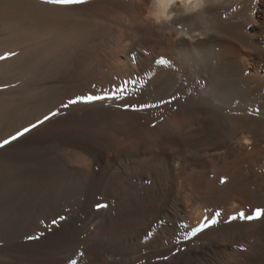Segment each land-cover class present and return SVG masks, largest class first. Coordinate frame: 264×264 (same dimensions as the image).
<instances>
[{"label":"bare ground","instance_id":"1","mask_svg":"<svg viewBox=\"0 0 264 264\" xmlns=\"http://www.w3.org/2000/svg\"><path fill=\"white\" fill-rule=\"evenodd\" d=\"M192 2L0 0V264H264V0Z\"/></svg>","mask_w":264,"mask_h":264},{"label":"snow or ice","instance_id":"2","mask_svg":"<svg viewBox=\"0 0 264 264\" xmlns=\"http://www.w3.org/2000/svg\"><path fill=\"white\" fill-rule=\"evenodd\" d=\"M46 3H52V4H60V5H69V4H72V3H78V2H83V0H45ZM0 59H3V57H0ZM161 64L165 63V61L163 59H161V61H159ZM108 97H105V96H98V95H86V96H78V97H75L71 100L68 101L67 104L63 105V107H68L69 105H75L77 103H93V102H96V101H99V100H103V99H107ZM173 100L175 99V97L172 98ZM161 103H165V101H162ZM128 108H131L132 106L131 105H127ZM256 112H259V109H256ZM57 113H52L53 116H55ZM49 119L48 116H45L44 117V120L43 121H40L39 123H43L44 121H47ZM37 127L36 124H33L32 125V128H35ZM31 129L30 128H24L22 131L18 132L16 134V136H13L11 139L12 140H16L18 137H22L24 136L25 134H27ZM10 141L9 140H4L3 141V144H0V147H3L4 145H7L9 144ZM97 207V210H99L100 208H104V207H107V205H103V204H97L96 205ZM215 215L217 217H219L221 215L220 212H216ZM261 216H264V209H261V208H257L256 211H255V217L256 218H259ZM240 218L241 219H248V220H251L253 219L254 217L249 215L247 217H245V214L244 213H240ZM61 220L64 219V217H61L60 218ZM230 219L232 220H235L236 217H230ZM211 224H216L217 223V220L216 219H212L210 221ZM208 227V224H202L201 225V228H207ZM201 228H197V229H194L193 230V235H195L196 232H199L201 230ZM28 239H32V237H28ZM164 259H166L167 257H162ZM70 264H76V261L73 260L70 262Z\"/></svg>","mask_w":264,"mask_h":264},{"label":"clouds","instance_id":"3","mask_svg":"<svg viewBox=\"0 0 264 264\" xmlns=\"http://www.w3.org/2000/svg\"><path fill=\"white\" fill-rule=\"evenodd\" d=\"M173 3H176V0H152L151 10L147 13L148 17L157 24L170 20L172 17L166 14V10ZM180 3L186 12L189 13L204 6L202 3L193 4L192 0H180Z\"/></svg>","mask_w":264,"mask_h":264},{"label":"rangeland","instance_id":"4","mask_svg":"<svg viewBox=\"0 0 264 264\" xmlns=\"http://www.w3.org/2000/svg\"><path fill=\"white\" fill-rule=\"evenodd\" d=\"M143 53V52H142ZM157 65V64H156ZM252 115V114H251ZM182 162V160H177V162H176V164L178 165V166H180V165H182V164H180ZM95 168V167H94ZM93 168V169H94ZM92 171H94V170H92ZM95 172V171H94ZM212 175V174H211ZM225 175H223V177H224ZM258 176V175H257ZM210 177V176H209ZM208 177V178H209ZM222 177V176H221ZM221 177H218V179L220 180L221 179ZM210 179V178H209ZM211 180H217V178L214 176V178H211ZM221 183V182H220ZM221 185H224V184H221ZM102 209V208H101ZM216 212H220V210H218V211H216ZM214 215H215V213H214ZM216 216V215H215ZM163 228H164V226H162ZM236 247H237V245H236ZM235 247V249H238V248H236ZM241 249H243V246L241 247Z\"/></svg>","mask_w":264,"mask_h":264}]
</instances>
